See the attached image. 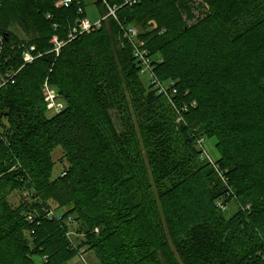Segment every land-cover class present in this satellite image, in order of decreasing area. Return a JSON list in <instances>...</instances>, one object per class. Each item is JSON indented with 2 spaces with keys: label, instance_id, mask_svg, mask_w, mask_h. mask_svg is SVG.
Listing matches in <instances>:
<instances>
[{
  "label": "trees",
  "instance_id": "obj_1",
  "mask_svg": "<svg viewBox=\"0 0 264 264\" xmlns=\"http://www.w3.org/2000/svg\"><path fill=\"white\" fill-rule=\"evenodd\" d=\"M105 1L116 19L55 56L52 36L67 40L85 1L0 0V73L17 71L0 87V264H67L80 250L99 264H264V0ZM121 26L174 83L171 102L142 82ZM20 42L41 56L24 64ZM45 81L64 104L51 116ZM199 137L216 139L230 190L201 162ZM56 148L66 167L53 177ZM22 189L30 202L16 207ZM229 191L227 216L216 203Z\"/></svg>",
  "mask_w": 264,
  "mask_h": 264
},
{
  "label": "built area",
  "instance_id": "obj_2",
  "mask_svg": "<svg viewBox=\"0 0 264 264\" xmlns=\"http://www.w3.org/2000/svg\"><path fill=\"white\" fill-rule=\"evenodd\" d=\"M139 0H128L125 4L133 5ZM73 3V0H55V7L56 8H68ZM103 5L107 8V14L103 17H101L98 21L91 23L87 18H83L79 20L76 23V26L73 27L70 32L68 33L67 40H60L57 36H52L50 40V44L52 46L51 52L57 56L60 52V50L68 43L70 42L76 35H82L84 33H90L91 31L95 29H99L101 27V24L104 20L111 17L113 19H116L115 11L116 7H109L107 2L105 0H102ZM77 5H80V2H77ZM79 15L83 13L82 8L78 9L77 12ZM49 18V16H48ZM57 25H53L54 29H57ZM121 32L122 37L127 41V43L130 45L133 53V57L138 65V75L144 76L147 75L149 79V84L157 91L159 95L164 96L169 102H171L172 97L176 95V89L174 87V83L171 80L162 81L158 79L154 72H153V62L151 58L149 57V53L147 49L144 47V42L139 39V33L138 30L133 27H123L121 26ZM3 40L4 38L0 36V53L3 48ZM17 47L22 52V62L24 64H31L37 57H40L41 55H35V47L32 45H27L24 42H20L17 44ZM17 71H5L0 73V87L8 84L13 83V79L16 76ZM42 95L44 99V103L46 106V111L48 114L54 115L58 114L64 107V104L61 102L60 97L58 96L56 90L51 87L47 81L44 82L42 87ZM183 111H187V108H184ZM205 141L204 137H199L196 140V146L200 150V159L204 162H207L212 169L215 171L221 182L230 190L228 186L227 178L225 177L224 173L220 170L218 167V164L213 161L203 150V143ZM227 198H233L236 201V196L232 193V191H229ZM216 208L220 211L224 212L226 210V203L223 200H219L216 203ZM243 210H248L249 207L242 208ZM47 217H55L56 221L58 222H66L68 225L72 223V218L67 217L64 218L60 214H54L52 211L47 212ZM95 232H98L97 229H95ZM70 233H67V236L71 238ZM78 255L81 256L83 260V256L85 255L84 250H80L78 252ZM82 264H87L82 261Z\"/></svg>",
  "mask_w": 264,
  "mask_h": 264
},
{
  "label": "rangeland",
  "instance_id": "obj_3",
  "mask_svg": "<svg viewBox=\"0 0 264 264\" xmlns=\"http://www.w3.org/2000/svg\"><path fill=\"white\" fill-rule=\"evenodd\" d=\"M85 1V13H86V18L91 22L94 23L96 21H98L100 19V14L97 10L96 5L94 4L96 2V0H84ZM12 34L21 39V40H27V37L22 33V31L20 30V28L18 27L17 24H12L11 28H10ZM142 82L145 85H149V79L147 77V75L141 76L140 77ZM61 102L63 103V101L61 100ZM48 116H51V114H48ZM203 150L206 152V154L213 160V161H217L219 154L217 152L216 149V139L215 138H205V141L203 143ZM52 159L55 163L54 169H53V177H57L58 175L63 174L64 169L66 167V162L63 158V152L60 148H56L53 153H52ZM202 163H205L204 161L201 160ZM200 162V163H201ZM30 192L27 190H19L17 192H14L9 200L11 202L12 205L14 206H19L21 203H28L30 202ZM223 201L226 203V210L224 211L225 214H227V216L233 214V212H235L238 208L236 201L233 198H227L225 197L223 199ZM56 206L52 203L51 204V208L53 210H56L55 208ZM78 225L75 223H71L69 229H68V233H70V237L73 241H79L81 239L84 238V233L80 232L78 233ZM96 234L98 232H95ZM81 256H79L77 254V256L72 259L71 261H69L67 264H82L83 260L84 262H86L87 264H99L98 259L95 257V254L93 253V251H88L84 256H83V260L82 258H80Z\"/></svg>",
  "mask_w": 264,
  "mask_h": 264
}]
</instances>
